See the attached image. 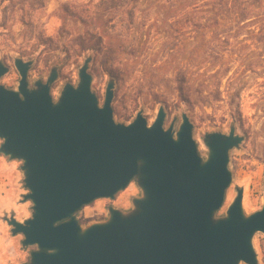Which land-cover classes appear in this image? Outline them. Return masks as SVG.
<instances>
[{"label": "water", "instance_id": "1", "mask_svg": "<svg viewBox=\"0 0 264 264\" xmlns=\"http://www.w3.org/2000/svg\"><path fill=\"white\" fill-rule=\"evenodd\" d=\"M90 61L57 102L50 94L56 69L30 89L31 62L15 59L17 90L0 85V154L22 161L23 200L32 204L30 219L7 223L24 247H37L29 264H257L252 238L264 234V196L261 210L246 217L239 189L226 216L214 219L231 183L229 152L242 137L233 127L206 135L202 160L186 114L176 133L164 129L162 107L151 125L142 113L116 123L114 86L100 107ZM7 71L0 63V79ZM134 179L143 194L135 213L112 209L105 223L78 225L74 214L83 206L113 199Z\"/></svg>", "mask_w": 264, "mask_h": 264}, {"label": "rangeland", "instance_id": "2", "mask_svg": "<svg viewBox=\"0 0 264 264\" xmlns=\"http://www.w3.org/2000/svg\"><path fill=\"white\" fill-rule=\"evenodd\" d=\"M172 1L192 2L196 8L177 14L166 10ZM90 2L98 0H0V63L8 68L0 85L17 90L20 75L15 59L31 62L30 89L37 81L45 83L56 69L50 94L57 102L66 84L78 85L79 69L90 57L91 91L100 107L107 85L114 86L111 105L116 123L128 125L142 113L151 125L162 107L164 129L172 127L176 133L186 114L202 160L208 155L205 136L227 135L233 127L243 141L229 152L231 183L214 219L226 216L239 189L243 190L244 215L260 211L264 196V0H140L129 5L140 8L132 23L112 11L103 42L114 49L113 77L106 72L102 54L96 56L78 46L96 23L81 22L83 15L65 21L59 18L61 5L72 3L74 13H80L78 5ZM222 4V12H217ZM47 37L56 39L57 48L41 54L46 46L40 38ZM21 167L22 161L0 154V264H29L31 253L37 251L36 246L24 247L23 236L12 235L7 223L11 217L20 223L31 218L32 204L23 200L28 190ZM142 197L134 179L113 199H97L74 218L86 229L107 222L112 209L123 215L135 213L133 201ZM252 247L257 264H264V234H254Z\"/></svg>", "mask_w": 264, "mask_h": 264}, {"label": "trees", "instance_id": "3", "mask_svg": "<svg viewBox=\"0 0 264 264\" xmlns=\"http://www.w3.org/2000/svg\"><path fill=\"white\" fill-rule=\"evenodd\" d=\"M140 0H98L97 3L90 2L88 4H79L80 13H74L72 3L63 4L59 9L60 19L65 21L66 17H73L81 16L84 17H77L80 19L81 22L88 24L90 21L91 23H96V26L91 29V31L86 32V36H84L81 42L78 44L80 50H91L94 52L96 56L102 54L104 65L106 66V72L113 77L114 74V67H113V54L114 49L110 43L103 42V35L105 34L104 26H106L107 22H110V13L112 11H117L120 15L127 17L131 23L135 19V15L137 11H140L139 7H129L130 4L136 3ZM77 6V5H76ZM223 4L218 7L217 12H222ZM196 6L194 3L182 2V1H172L170 7H166L172 11L177 12V14L183 13L187 11V13H191L194 11ZM165 9V8H164ZM107 16L108 21H103V17ZM144 25L141 23L140 28L143 29ZM95 39V41H94ZM41 42L46 46V48L41 52L47 53L48 50L53 46L57 48L55 43V38L47 37L45 39L40 38ZM24 56H31V53L24 55ZM39 58V56H38ZM183 100H188V98L183 97Z\"/></svg>", "mask_w": 264, "mask_h": 264}]
</instances>
